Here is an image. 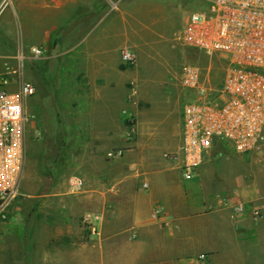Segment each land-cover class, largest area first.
<instances>
[{
	"label": "crops",
	"instance_id": "0c3cea01",
	"mask_svg": "<svg viewBox=\"0 0 264 264\" xmlns=\"http://www.w3.org/2000/svg\"><path fill=\"white\" fill-rule=\"evenodd\" d=\"M18 3V49L27 59L32 47L43 50L39 59L66 55L70 69L81 59V78L67 81L70 90L59 100L72 103L67 132L72 149L83 152L69 156L72 166L43 196L35 253L26 258L35 264H264V143L243 157L240 179L217 181L219 165L231 160L219 157L232 150L221 143L184 179L166 158L182 144V112L172 117L169 106V116L147 118L126 104L121 51L162 36L161 3ZM226 202L246 211L236 214Z\"/></svg>",
	"mask_w": 264,
	"mask_h": 264
},
{
	"label": "built area",
	"instance_id": "2783aa9c",
	"mask_svg": "<svg viewBox=\"0 0 264 264\" xmlns=\"http://www.w3.org/2000/svg\"><path fill=\"white\" fill-rule=\"evenodd\" d=\"M200 1L201 8L189 16L178 41L222 55L229 66L218 85L198 66L186 64L181 69V83L190 97L182 110V144L166 158L179 167L184 179L195 176L218 143L239 155L255 152L264 143V0ZM43 54L39 47L29 50L32 58ZM121 57L125 63L137 61L129 48L122 49ZM15 60V68L0 72V217L19 195L25 175V99L36 92L24 77V49L18 50ZM225 204L236 214L246 211L242 203ZM260 216L259 210L253 211L255 220Z\"/></svg>",
	"mask_w": 264,
	"mask_h": 264
},
{
	"label": "rangeland",
	"instance_id": "374dc122",
	"mask_svg": "<svg viewBox=\"0 0 264 264\" xmlns=\"http://www.w3.org/2000/svg\"><path fill=\"white\" fill-rule=\"evenodd\" d=\"M163 6L164 29L162 36L153 44L139 43L131 48L137 57L136 63L122 61L123 95L126 104L132 103L145 112L144 117L169 116V106L181 112L190 93L181 83L184 65L198 66L209 76L213 85H218L228 70V61L222 55H209L203 51L185 47L178 41L179 32L189 16L202 6L200 0H157ZM0 0V72L6 67L15 68L19 34L18 0ZM21 47V46H20ZM66 55L58 58H28L24 66V77L36 88V93L25 99L26 126V170L19 195L13 200L5 215L0 217V264H35L26 258L28 252L35 253L34 231L37 212L43 196L55 184L58 175L72 166L70 155L82 153L72 149L67 127L74 121L66 114L72 103L59 100L63 92L70 90L67 81L81 78V59L73 67H67ZM178 107V108H177ZM126 110H129L126 109ZM136 117L130 123H136ZM250 154L239 155L233 150H223L219 157L231 158L221 164L215 177L222 183L225 177L240 179L243 160ZM244 157V158H243ZM30 239V240H29Z\"/></svg>",
	"mask_w": 264,
	"mask_h": 264
}]
</instances>
